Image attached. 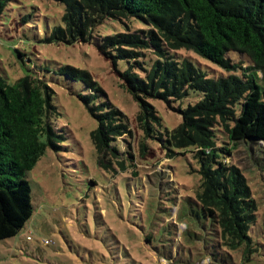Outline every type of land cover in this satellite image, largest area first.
I'll return each instance as SVG.
<instances>
[{"label":"rangeland","instance_id":"rangeland-1","mask_svg":"<svg viewBox=\"0 0 264 264\" xmlns=\"http://www.w3.org/2000/svg\"><path fill=\"white\" fill-rule=\"evenodd\" d=\"M63 13V4L54 0H12L0 17V73L11 83L29 72L43 75L57 106L54 123L66 135L62 146L48 147L27 171L34 212L13 236L0 239V264H217L211 246L227 257L226 264H264V143L233 144L222 114H211L208 124L216 146L232 148L231 154L222 153L223 159L245 176L257 203V220L249 232L251 251L245 254L244 246H229L216 219L205 220L188 204L198 202L197 147L175 146L170 138L187 123L185 109L199 104L202 93L186 84L167 96L136 89L126 80L125 68L147 82V64L158 58L156 48L119 41L103 46L104 37L116 33H137L147 41L152 26L136 18H105L91 39L48 42L46 36L62 24ZM116 48L134 53L120 55ZM169 52L196 63L209 77L241 75L190 49ZM229 57L242 67L251 65L237 52ZM62 67L88 71L99 92L68 79L60 73ZM94 92L98 106L92 108L115 109L126 125L112 142L117 153L109 156L110 168L98 163L91 138L97 121L79 96ZM141 106L154 113L145 119L147 128L139 119Z\"/></svg>","mask_w":264,"mask_h":264},{"label":"trees","instance_id":"trees-1","mask_svg":"<svg viewBox=\"0 0 264 264\" xmlns=\"http://www.w3.org/2000/svg\"><path fill=\"white\" fill-rule=\"evenodd\" d=\"M10 1L0 0V17ZM54 1L63 4L64 13L62 24L46 36L48 42L91 39L93 29L105 18H136L152 26L148 29L147 41L137 33H116L106 35L103 46L119 41L142 48L151 44L156 48L158 58L147 64L150 71L145 80L149 84L131 68H125L126 80L136 89L151 88L153 95L167 96L168 92L186 84L188 89L202 93L199 104L185 109L187 123L181 124L177 133L170 136L175 146L197 147L201 183L196 192L198 202L188 204L198 208L205 220H217L230 247L244 246L245 254L251 251L249 232L257 220V203L245 176L223 159L222 153L231 154L232 148L216 146V134L208 123L212 121L211 114H222L233 144L241 140L264 143V83L261 81L264 77V0ZM182 48L195 51L229 72L240 71L241 75L209 77L196 63L187 58L178 59L169 52ZM116 50L120 55L134 53L131 49ZM232 52L246 56L251 65L242 67L232 62L229 57ZM19 54L24 56L23 52ZM59 71L68 79L86 86L90 84V89L99 92L88 71L69 67L59 68ZM43 78L29 72L11 83L0 73V239L13 236L33 215L27 171L36 165L48 147L56 150L66 139L65 133L54 123L57 106ZM95 92L79 96L97 121L91 138L97 149L98 163L110 168L109 156L117 153V145L112 142L126 125L115 109L92 108L98 106L94 105ZM194 113L203 117L193 119ZM149 116H154L153 111L141 106L139 119L142 121ZM226 120H232L233 124L229 126ZM142 122L145 128L149 127L148 121ZM147 238L155 237L147 235ZM214 249L211 246L213 260L226 264L227 257L217 255L219 252ZM168 252H172V247Z\"/></svg>","mask_w":264,"mask_h":264},{"label":"built area","instance_id":"built-area-1","mask_svg":"<svg viewBox=\"0 0 264 264\" xmlns=\"http://www.w3.org/2000/svg\"><path fill=\"white\" fill-rule=\"evenodd\" d=\"M28 238H30V236H29V235L27 236V239H28ZM45 241L47 242V240H45Z\"/></svg>","mask_w":264,"mask_h":264}]
</instances>
